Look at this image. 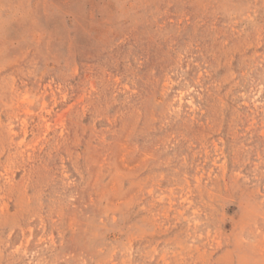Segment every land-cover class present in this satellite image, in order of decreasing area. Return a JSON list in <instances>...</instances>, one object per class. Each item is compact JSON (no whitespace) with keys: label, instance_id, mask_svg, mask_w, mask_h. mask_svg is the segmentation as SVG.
Segmentation results:
<instances>
[{"label":"rangeland","instance_id":"rangeland-1","mask_svg":"<svg viewBox=\"0 0 264 264\" xmlns=\"http://www.w3.org/2000/svg\"><path fill=\"white\" fill-rule=\"evenodd\" d=\"M0 264H264V0H0Z\"/></svg>","mask_w":264,"mask_h":264}]
</instances>
